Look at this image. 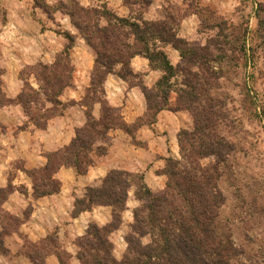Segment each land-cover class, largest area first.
Masks as SVG:
<instances>
[{"label":"rangeland","instance_id":"374dc122","mask_svg":"<svg viewBox=\"0 0 264 264\" xmlns=\"http://www.w3.org/2000/svg\"><path fill=\"white\" fill-rule=\"evenodd\" d=\"M91 10L97 11L95 15L91 14L95 16L93 19L86 16V11ZM104 12L137 23L170 21L177 37L195 47H210L213 39L222 41L224 35H227L230 44L233 43L236 48L234 53L231 54L226 46L222 49V55L218 56L217 64L207 65L215 72L216 78H210L205 87L214 105H224L225 119L217 123L216 132L230 143L233 149L224 161L208 156L199 163L203 168L215 169L216 191L221 197L218 216L214 221L217 234L221 238L231 239L242 253L243 256L236 260L237 264H264V0H0V86L4 73L9 69L14 71L25 61L27 64L21 70L19 78L22 88L23 83L26 84L25 92H30V79L33 78L29 76L31 71L39 65H52L66 53L72 68V86L64 89L63 93L72 89V56L82 58L84 66L88 60L92 62L95 59L93 50L86 44L75 25L84 28L87 23L91 26L94 21L99 27H103L106 24L101 16ZM71 30L75 31V35ZM239 37L237 42L234 41ZM243 39L247 51L244 55L238 50ZM77 40H81L83 47L76 46ZM160 47L170 63L169 53L172 51L169 49L173 48L170 45ZM173 51L179 59L173 66L177 70L181 57L177 50ZM212 52L218 55L214 50ZM191 70L196 71L193 68ZM152 71L158 72L159 77L156 80L153 77L151 86H146L141 74H136L137 80L146 87L153 88L163 75L158 70ZM178 71L170 80L171 90L183 88L182 75ZM201 75L206 76L202 72ZM137 80H133L134 83H137ZM32 95L34 98L35 94ZM38 95L35 98V106L39 110L46 103L41 93ZM175 98L176 94L171 92L169 107L174 108ZM60 104L56 105L53 111L60 113L63 106H69L61 102ZM177 112V119L167 128L176 130L175 151H171V147L166 143L167 139L166 142L163 140L167 145L166 153L152 155L153 157L141 154L145 166L138 172H130L134 178L130 181L125 206L123 210L115 211L120 223L107 235L111 256L118 263L122 262L126 255V236L134 222L133 213L146 203L145 198H138L140 183L155 196L166 194V160L184 163L181 160L178 134L182 131L192 132L194 124L187 111ZM117 121L120 122L119 117ZM142 122H146V119ZM137 125L139 122L127 126V132L132 138ZM131 143L136 147H143L133 139ZM161 144L163 145L162 141L159 145ZM155 146L158 147V144ZM99 148L103 149L104 146ZM28 213L29 210L26 209L24 214ZM112 214L111 209L110 223ZM0 215L13 227V217L4 213ZM91 225L98 226L89 223L86 231ZM58 232L60 234H57ZM80 238H70L66 230L59 228L52 231L43 241L32 243L24 235H20L18 240L14 239L12 245L17 248L16 256L28 257L37 253L42 264H47L46 258L51 255H54L56 264H80L77 258V241ZM1 239L0 234V241ZM148 242L149 237L141 238L143 245ZM0 253H5L1 245ZM12 264L22 263L16 258Z\"/></svg>","mask_w":264,"mask_h":264},{"label":"trees","instance_id":"16d2710c","mask_svg":"<svg viewBox=\"0 0 264 264\" xmlns=\"http://www.w3.org/2000/svg\"><path fill=\"white\" fill-rule=\"evenodd\" d=\"M96 12L86 11V16L93 19ZM101 16L106 22L103 27L94 21L91 26L87 23L84 28L75 25L95 55L90 87L83 105L89 112L95 103H99L101 117L95 121L88 115L86 126L76 132L74 143L47 155V164L43 169L28 172L34 194L43 196L58 191L59 184L52 177L61 166L70 167L76 174L83 175L93 165L90 157L92 149L109 129L118 128L130 135L127 125L120 118V122L117 121L119 116L107 106L104 99V81L109 74L116 73L120 80L131 87H138L143 93L146 100L144 124L154 125L161 111L183 110L191 115L194 126L192 132L182 131L178 134L181 160L184 163L166 160L167 169L164 174L167 177L168 192L155 196L140 183L138 198H145L146 203L133 213L134 222L126 236L127 251L122 262L118 263L112 258L107 235L120 223L115 211L123 210L125 206L133 174L126 170H111L99 185L86 188L84 196L74 200L72 217L94 206L113 210L112 222L108 226L99 228L91 225L85 235L78 239L77 258L80 264H237L236 260L243 256L242 253L231 239L221 238L214 226L221 205V197L216 191L215 169L203 168L199 163L208 156L224 161L233 149L216 132L217 123L225 119L224 105H214L205 87L210 78H216L215 72L207 65L217 64L224 47L227 46L231 54L236 48L233 43H229L227 35L222 37V41L213 39L210 47L190 45L177 37L174 26L167 20L137 23L105 12ZM241 42L238 50L244 55L247 52L244 39ZM160 45H170L179 52L181 64L177 70L182 75L183 88L171 90L170 80L175 77L177 70L169 63ZM211 49L218 55H214ZM136 56L145 58L151 70L162 73L163 76L153 88L141 84L137 80L138 75L132 72L130 62ZM201 72L206 76L201 75ZM71 74L72 68L66 53L52 65H39L31 71L29 76L36 81L37 90L29 84L30 92L26 93V84L23 83L17 97V103L27 119L24 128L33 126L44 129L49 119L61 114L53 111V108L61 105L58 99L63 90L71 88ZM133 80L138 82L134 83ZM171 92L176 94L174 108L169 107ZM39 93L44 97L45 106L51 105V108H36L35 98ZM32 94H35L34 98ZM8 103L10 101L2 96L0 86V107ZM99 151L98 155L103 154V149L97 147L96 152ZM10 191L9 186L0 189V207ZM146 236L149 242L143 245L141 238ZM28 257L33 264H42L37 253Z\"/></svg>","mask_w":264,"mask_h":264},{"label":"crops","instance_id":"0c3cea01","mask_svg":"<svg viewBox=\"0 0 264 264\" xmlns=\"http://www.w3.org/2000/svg\"><path fill=\"white\" fill-rule=\"evenodd\" d=\"M71 33L75 35L74 30ZM76 46L83 47L81 40L76 41ZM169 51H172L169 53L170 64L175 66L178 56L175 57L173 49ZM80 59L72 56L74 87L66 90L58 99L63 105L69 106L61 110L60 115L49 119L44 129L23 127L27 119L17 103V97L22 89L19 74L27 62L22 61L14 71L7 70L1 78L2 96L10 103L0 107V189L9 186L11 191L2 203L0 213L13 217L15 222L11 227L0 215L2 247L6 250L5 253H0V263L12 264L17 258L22 264H33L29 257L15 255L17 248L12 244L20 235L36 243L47 239L52 231L60 228L75 239L84 235L89 223L108 225L111 221L109 207L94 206L89 211L72 217L74 200L82 198L86 188L99 185L111 170L121 169L131 173L140 171L146 164L141 154L148 157L166 153L167 140L171 151H175L176 130L167 128L177 119L178 112L161 111L157 114L154 125L144 124L142 120L146 114V100L141 90L129 86L114 74H109L103 85L105 102L127 126L139 122L133 138L121 129H109L92 149L90 157L93 165L83 175L76 174L70 167L61 166L52 177L59 184L58 191L36 196L28 172L43 169L47 164V155L74 143L76 132L86 126L88 115L95 121H99L101 117L99 103H95L89 112L83 105L90 87L94 61L88 60L84 66V61ZM130 67L134 74L143 75L146 86H151L159 77V73L152 71L148 61L140 56L131 60ZM30 84L37 90V83L33 78L30 79ZM45 107L51 108V105ZM132 139L143 147H136L131 143ZM160 141L163 145H159ZM100 146H104L103 154L98 155L95 150ZM26 209L29 210L27 215L24 214ZM46 263L56 264L54 255L47 257Z\"/></svg>","mask_w":264,"mask_h":264}]
</instances>
